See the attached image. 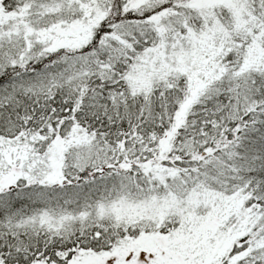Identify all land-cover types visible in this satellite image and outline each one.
I'll return each mask as SVG.
<instances>
[{"label": "snow or ice", "instance_id": "6c2138e0", "mask_svg": "<svg viewBox=\"0 0 264 264\" xmlns=\"http://www.w3.org/2000/svg\"><path fill=\"white\" fill-rule=\"evenodd\" d=\"M0 264H264V0H0Z\"/></svg>", "mask_w": 264, "mask_h": 264}]
</instances>
